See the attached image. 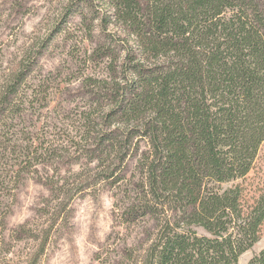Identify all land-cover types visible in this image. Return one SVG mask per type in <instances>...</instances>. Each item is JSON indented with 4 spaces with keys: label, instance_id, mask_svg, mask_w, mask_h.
<instances>
[{
    "label": "trees",
    "instance_id": "16d2710c",
    "mask_svg": "<svg viewBox=\"0 0 264 264\" xmlns=\"http://www.w3.org/2000/svg\"><path fill=\"white\" fill-rule=\"evenodd\" d=\"M109 6L132 38L122 45L120 77L97 80L111 94L106 117L123 125L122 138L99 123L94 149L113 171L134 138L147 141L142 196L131 213L156 221L128 264H238L264 222V189L244 205L239 182L264 140L262 2L109 0ZM17 91L9 86L0 111L15 109L9 97ZM29 152L25 146L23 156ZM49 238L50 228L25 264H37ZM247 264H264V248Z\"/></svg>",
    "mask_w": 264,
    "mask_h": 264
},
{
    "label": "rangeland",
    "instance_id": "374dc122",
    "mask_svg": "<svg viewBox=\"0 0 264 264\" xmlns=\"http://www.w3.org/2000/svg\"><path fill=\"white\" fill-rule=\"evenodd\" d=\"M123 28L109 0H0V97L18 87L9 97L15 109L0 111V264H25L48 228L37 264H128L155 232L150 215L131 213L142 196L147 141L134 138L113 171L93 144L99 123L122 136L123 125L106 117L111 94L97 80L120 77L122 45L132 42ZM239 182L244 205L264 189V140ZM263 248L264 222L238 264Z\"/></svg>",
    "mask_w": 264,
    "mask_h": 264
}]
</instances>
